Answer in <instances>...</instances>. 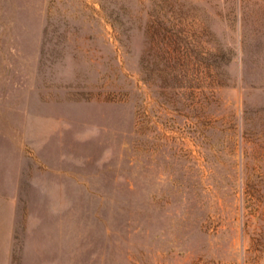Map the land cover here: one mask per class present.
<instances>
[{
	"label": "rangeland",
	"instance_id": "1",
	"mask_svg": "<svg viewBox=\"0 0 264 264\" xmlns=\"http://www.w3.org/2000/svg\"><path fill=\"white\" fill-rule=\"evenodd\" d=\"M0 264H264V0H0Z\"/></svg>",
	"mask_w": 264,
	"mask_h": 264
},
{
	"label": "trees",
	"instance_id": "2",
	"mask_svg": "<svg viewBox=\"0 0 264 264\" xmlns=\"http://www.w3.org/2000/svg\"><path fill=\"white\" fill-rule=\"evenodd\" d=\"M167 79L170 81V82H176V76H171V75H168L167 76ZM172 93V92H171ZM172 95H173V93H172Z\"/></svg>",
	"mask_w": 264,
	"mask_h": 264
}]
</instances>
